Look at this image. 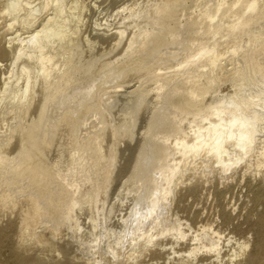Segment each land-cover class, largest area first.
Returning a JSON list of instances; mask_svg holds the SVG:
<instances>
[{
  "label": "bare ground",
  "instance_id": "1",
  "mask_svg": "<svg viewBox=\"0 0 264 264\" xmlns=\"http://www.w3.org/2000/svg\"><path fill=\"white\" fill-rule=\"evenodd\" d=\"M91 2L0 0V264H264V0Z\"/></svg>",
  "mask_w": 264,
  "mask_h": 264
},
{
  "label": "rangeland",
  "instance_id": "2",
  "mask_svg": "<svg viewBox=\"0 0 264 264\" xmlns=\"http://www.w3.org/2000/svg\"><path fill=\"white\" fill-rule=\"evenodd\" d=\"M94 1H96V0H94ZM123 1H127V0H99V2L97 3L99 5L98 10H96L92 7L93 2H91L92 4L90 3L91 4L90 6L93 9H91L92 11L88 10V12L85 13L84 25L82 26V32L84 33V37L88 36V35L92 36L93 29L95 27L94 21L97 17L103 18L102 24H104L103 22H105L106 19H108V21L111 24L117 25V23H119L120 18L119 17L116 18V17H112V16L115 15L116 11L118 10L117 6H119ZM128 1H130V0H128ZM120 22H121V20H120ZM105 32L108 33L106 30L100 31V33H105ZM109 40H111V38ZM84 47L86 48V53L83 56L84 61H90L91 60L92 62H96V60L99 58L103 57V59H107L110 57V56H106L109 53V47H110L109 43H106V44H96L94 42H91L89 44L84 43ZM230 91H231V88L228 85H226L222 88V94H228ZM147 112H149V110ZM145 124H146L145 113H143L141 115V119L137 125L133 124V122L130 120L128 121L127 126L129 127V130L133 134V136H134L133 138H134L135 142H139L142 139V133L144 131ZM60 139H61V145L62 144L66 145L67 138L61 137ZM121 142H123V139H120V145L122 147H124L125 143L124 142L121 143ZM120 163L123 164V161L120 160ZM131 173H132V170L129 169L125 173L124 176L117 179L114 186L118 185L119 183H123V182L127 181L128 178L130 177ZM213 212H214V209H212L210 204L208 203L207 204V210L205 211V213L206 214L208 213L209 215H211V214H213ZM8 254H9L8 250H4L2 255L4 258H6L8 256ZM51 255L52 254H50V253L47 254V252L41 253V256L46 257V258L50 257ZM64 259L65 258L60 257V260H64Z\"/></svg>",
  "mask_w": 264,
  "mask_h": 264
}]
</instances>
